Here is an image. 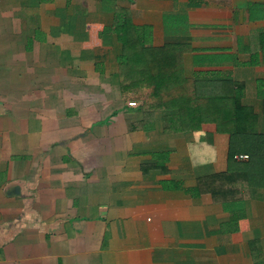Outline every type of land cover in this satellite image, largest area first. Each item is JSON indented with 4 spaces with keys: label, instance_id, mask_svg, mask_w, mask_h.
Listing matches in <instances>:
<instances>
[{
    "label": "crops",
    "instance_id": "crops-1",
    "mask_svg": "<svg viewBox=\"0 0 264 264\" xmlns=\"http://www.w3.org/2000/svg\"><path fill=\"white\" fill-rule=\"evenodd\" d=\"M121 30L264 105V0H0V264H264V188L212 197L228 135L122 93Z\"/></svg>",
    "mask_w": 264,
    "mask_h": 264
},
{
    "label": "trees",
    "instance_id": "trees-1",
    "mask_svg": "<svg viewBox=\"0 0 264 264\" xmlns=\"http://www.w3.org/2000/svg\"><path fill=\"white\" fill-rule=\"evenodd\" d=\"M119 40L122 93L144 110H175L183 129L212 123L228 135L226 171L200 180L212 197L224 201L242 197L250 187L264 188V105L257 109L243 103L241 91L227 77L187 76L180 53L169 45L144 48L136 31L121 30ZM238 154L247 158L237 160Z\"/></svg>",
    "mask_w": 264,
    "mask_h": 264
},
{
    "label": "built area",
    "instance_id": "built-area-1",
    "mask_svg": "<svg viewBox=\"0 0 264 264\" xmlns=\"http://www.w3.org/2000/svg\"><path fill=\"white\" fill-rule=\"evenodd\" d=\"M128 104L131 105V106H135L136 105V102L131 101ZM234 158H236L237 160H243V159H246L247 158V155H245V154H239V155H235Z\"/></svg>",
    "mask_w": 264,
    "mask_h": 264
}]
</instances>
